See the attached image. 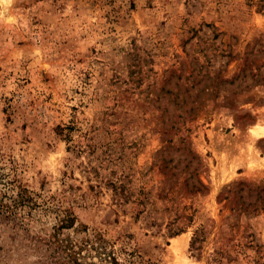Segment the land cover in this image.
<instances>
[{"label":"rangeland","instance_id":"rangeland-1","mask_svg":"<svg viewBox=\"0 0 264 264\" xmlns=\"http://www.w3.org/2000/svg\"><path fill=\"white\" fill-rule=\"evenodd\" d=\"M257 126L264 0H0V189L35 203L0 264H53L64 210L81 264H264Z\"/></svg>","mask_w":264,"mask_h":264},{"label":"trees","instance_id":"trees-1","mask_svg":"<svg viewBox=\"0 0 264 264\" xmlns=\"http://www.w3.org/2000/svg\"><path fill=\"white\" fill-rule=\"evenodd\" d=\"M191 191H201L204 188L203 183L199 178H196L190 185ZM15 194H8L6 191L0 189V218L6 222L14 224H23L19 216H23L20 211H25L26 207L32 208L30 205L35 206L33 194L27 188L18 186ZM28 209L27 212H29ZM24 217V216H23ZM19 221V222H18ZM76 216L69 210L59 211L57 214L56 222L50 227L46 237L41 238L50 255L53 257V264H81L79 259L80 250L86 249L93 250L99 257L106 249V240L98 236L90 238L87 235L77 237L72 242L67 236L66 231H73L75 234L86 232V227H76ZM201 241V237L195 232L191 238L190 246L196 248V243ZM109 262L111 264H119L116 256L112 252L108 254Z\"/></svg>","mask_w":264,"mask_h":264},{"label":"bare ground","instance_id":"bare-ground-1","mask_svg":"<svg viewBox=\"0 0 264 264\" xmlns=\"http://www.w3.org/2000/svg\"><path fill=\"white\" fill-rule=\"evenodd\" d=\"M252 129L257 134L258 137L264 136V128L263 127L257 126V127L252 128Z\"/></svg>","mask_w":264,"mask_h":264},{"label":"clouds","instance_id":"clouds-1","mask_svg":"<svg viewBox=\"0 0 264 264\" xmlns=\"http://www.w3.org/2000/svg\"><path fill=\"white\" fill-rule=\"evenodd\" d=\"M3 2L10 3V2H11V0H3Z\"/></svg>","mask_w":264,"mask_h":264}]
</instances>
